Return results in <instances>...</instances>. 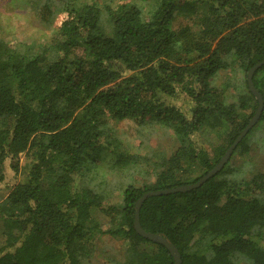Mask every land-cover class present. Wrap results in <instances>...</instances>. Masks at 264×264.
Segmentation results:
<instances>
[{
    "label": "trees",
    "instance_id": "trees-1",
    "mask_svg": "<svg viewBox=\"0 0 264 264\" xmlns=\"http://www.w3.org/2000/svg\"><path fill=\"white\" fill-rule=\"evenodd\" d=\"M142 2H45L46 44L0 37V182L7 169L21 175L0 201V264H89L105 235L127 243L124 260L109 264H174L134 228L136 201L197 181L255 114L246 79L247 91L233 96L218 77L264 59V0ZM253 83L264 99V64ZM125 119L172 127L179 146L158 161L154 181L127 185L121 202L106 205L93 182L99 163H138L111 123ZM227 166L142 204L141 226L168 237L180 264H236V255L264 264L263 174L235 181Z\"/></svg>",
    "mask_w": 264,
    "mask_h": 264
},
{
    "label": "rangeland",
    "instance_id": "rangeland-1",
    "mask_svg": "<svg viewBox=\"0 0 264 264\" xmlns=\"http://www.w3.org/2000/svg\"><path fill=\"white\" fill-rule=\"evenodd\" d=\"M64 1L0 0V37L8 40L16 39L46 44L51 38L53 27L49 21L40 17V6L47 2L54 10ZM114 1H133L140 5L143 4V0ZM219 75V83L227 84L229 93L233 96L247 91L245 85L247 74L238 68L228 69ZM260 119L249 131L250 133L248 132L244 144L228 160L225 176L231 180H251L258 173H262L264 177V121L260 122ZM111 123L127 144L130 152L138 157V163L135 166L116 169L112 168L113 158L110 156L99 163L97 166L99 176L94 178L93 182L105 195L106 205L121 202L125 186L131 184L141 187L144 183L154 181L158 161L163 156L169 157L179 146L173 128L164 126L156 120L147 121L143 125H137L129 119L112 120ZM193 139L200 145L210 146L207 142L208 138L204 134L197 133ZM23 161L22 159L21 163ZM198 173L195 172L194 175L196 176ZM20 176V173L16 174L7 169L6 180L0 182V201L7 196L9 183L20 179ZM260 196L264 201V190L260 192ZM126 244L125 239L105 235L98 242V249L94 256L88 260V263L109 264L114 258L124 260V256L121 254ZM234 258L236 264H250L243 255H236Z\"/></svg>",
    "mask_w": 264,
    "mask_h": 264
},
{
    "label": "water",
    "instance_id": "water-1",
    "mask_svg": "<svg viewBox=\"0 0 264 264\" xmlns=\"http://www.w3.org/2000/svg\"><path fill=\"white\" fill-rule=\"evenodd\" d=\"M263 64H264V59L258 62L257 64H255L247 73V83H248L249 90L251 91V93L255 96V98L258 101L256 112L253 115V117L250 119L248 124L244 127V129L240 132V134L233 141V143L228 147V149L226 150L224 155L220 158L218 163L211 170H209L206 174H204L202 177H200L195 182L186 183V184L179 185L176 187L146 191L136 201L134 228L141 236L148 238L151 241L163 244L165 247H167V249L170 251V253L172 254L174 258V264L181 263V256H180L178 248L173 244V242L168 237H166L164 234L148 232L141 226L139 213H140L142 204L145 202L146 199L154 195H163V194H170V193H175V192H185V191H189L194 188H197L201 186L203 183H205L208 179L215 176L223 168V166L228 162L236 146L248 134V132L256 125V123L258 122V120L260 119L262 115L263 108H264V99H263L262 93L255 87L253 83V75H254V72L258 68H260Z\"/></svg>",
    "mask_w": 264,
    "mask_h": 264
}]
</instances>
